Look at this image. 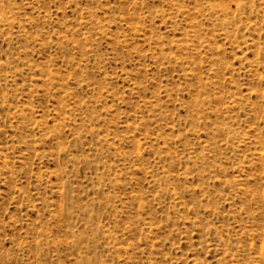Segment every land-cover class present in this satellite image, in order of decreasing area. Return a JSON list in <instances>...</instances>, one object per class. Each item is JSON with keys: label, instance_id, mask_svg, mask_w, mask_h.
Returning <instances> with one entry per match:
<instances>
[{"label": "rangeland", "instance_id": "obj_1", "mask_svg": "<svg viewBox=\"0 0 264 264\" xmlns=\"http://www.w3.org/2000/svg\"><path fill=\"white\" fill-rule=\"evenodd\" d=\"M0 264H264V0H0Z\"/></svg>", "mask_w": 264, "mask_h": 264}]
</instances>
